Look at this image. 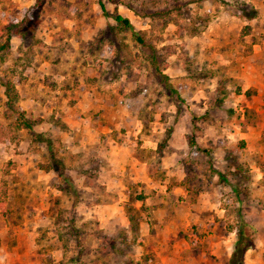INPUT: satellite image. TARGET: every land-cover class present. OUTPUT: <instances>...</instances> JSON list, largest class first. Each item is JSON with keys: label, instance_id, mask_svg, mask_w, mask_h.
<instances>
[{"label": "rangeland", "instance_id": "obj_1", "mask_svg": "<svg viewBox=\"0 0 264 264\" xmlns=\"http://www.w3.org/2000/svg\"><path fill=\"white\" fill-rule=\"evenodd\" d=\"M35 1L0 0V27L20 26ZM41 2L35 30L12 37L0 53V264H126L142 254L151 264L161 243L178 239L191 248L190 264H228L241 221L264 264V0L104 2L154 46L166 79L98 0ZM252 8L257 16L247 20ZM160 11L169 12L164 27L145 17ZM7 82L32 132L16 128ZM37 134L49 138L59 163ZM189 138L211 161L191 156ZM185 159L200 162L195 178L214 185L173 236L144 223L143 246L123 243L130 239L124 208L140 206L149 175L184 178ZM113 168L125 178L109 177ZM216 171L227 181L218 182ZM169 201L173 210L176 198ZM106 237L116 238L112 249ZM210 239L223 243L205 261L197 249Z\"/></svg>", "mask_w": 264, "mask_h": 264}, {"label": "trees", "instance_id": "obj_2", "mask_svg": "<svg viewBox=\"0 0 264 264\" xmlns=\"http://www.w3.org/2000/svg\"><path fill=\"white\" fill-rule=\"evenodd\" d=\"M37 5H35L34 7L29 8L28 11H26L25 16L23 17V19L19 22L20 26H16L15 24H6L4 26L0 27V53L7 48V46L9 45L10 39L12 37H20L21 39L25 37V33L27 31H34L37 24H38V14L36 13V9L38 7V5L40 6L41 0H36L35 1ZM104 2H109V3H115V0H98V5L100 10L102 11L103 15L105 17L111 18L115 24L117 25L116 27L119 29L121 28V30L123 31H127L131 34V38L132 40L135 42V44H138L139 46H141L142 48L148 49L150 51V63L151 65L155 68V71L159 74L162 75L161 77L166 79L165 76H163V74L158 70V67H156L155 63L157 60V57L155 55V50H154V46H152L148 41H146L145 37L143 36V34H141L140 32L136 31L134 29V27L132 26V24L130 23V21L127 18H123L120 14L118 13H109L105 7V3ZM245 5V4H243ZM34 13V16H33ZM257 10L255 8H252V11L247 15L244 16L247 20H252L254 18H256L257 16ZM144 15V14H143ZM157 15V16H156ZM145 17H149L151 20L154 21V19L159 18V20L161 21V25L162 27H164L165 25L168 24V20H170L169 17V12H153V13H149V14H145ZM154 23V22H153ZM205 23V22H203ZM204 25V24H203ZM249 26H245L242 28V35H247L249 33ZM192 32H197V28H193ZM5 97L7 98V101L5 103L7 110H9L11 113H14L16 119H15V126L17 129L19 130H26L27 132H32L33 131V123L30 122L29 120H27L24 117V112L23 110H21L20 108L16 107L15 105V100H16V92H15V88L14 86L10 83L7 82L5 85ZM174 93V91H173ZM220 95H221V100L223 98H225L227 96V88L222 87L220 90ZM37 139L39 141H43L45 143L48 144V149L50 152V160L53 161L54 163H59L58 160H56L54 154L52 153V150L50 148V140L49 138L46 139V137L43 134H37L36 135ZM187 145L188 148L190 150V154L191 156H196L200 153L204 154L207 157L208 161H211L212 156L205 148H202L200 145H198L195 140L193 138H189L187 139ZM158 148H160V146H158ZM157 148V151L160 153V150ZM234 153V152H233ZM235 160V158H234ZM236 161V160H235ZM231 162V164L229 163ZM227 163L228 168H229V172H232L231 168L233 166H236L233 160H228L227 159ZM200 165V162L195 161L194 163L191 162L189 159H185L182 161V166H183V170L185 173L184 178L181 181H174L171 182V186H181L183 187L187 193L188 196L190 197V200L192 203H195L197 201V197L199 195L200 192L202 191H208V189L210 188L211 185H214V183L212 182H205L204 179L199 180L196 177L195 171H196V166ZM231 167V168H230ZM53 171H56L55 168H50ZM235 170H237V168L235 167ZM58 171V170H57ZM217 177H218V182H226V178L224 176L223 173L216 171L214 172ZM234 173V172H232ZM61 177L60 173L59 176ZM206 185V186H205ZM170 188V185H169ZM235 190V189H234ZM236 191V190H235ZM137 200H143L144 197L140 196L139 198H136ZM130 204H128L126 206V214H127V218H128V233L130 235V239H128L127 237H125L123 240H121L123 243H127L128 245H139V246H143L144 244V239L140 236V231H139V215H140V211L138 209H136L133 206H129ZM242 227H248V224H246V222L241 221L240 227L237 230V234H236V242L234 243L233 246V251L232 254L228 260V264H242L243 263V257L245 252L252 246V240L249 239L250 242H245L247 237H245V234L242 230ZM252 229V228H251ZM108 242H109V246L112 249L115 246L116 243V238H109L106 237ZM148 256L146 254H142L140 256H136L130 260H128L126 262V264H147L148 262ZM152 261V260H150ZM98 262V260H97Z\"/></svg>", "mask_w": 264, "mask_h": 264}, {"label": "crops", "instance_id": "obj_3", "mask_svg": "<svg viewBox=\"0 0 264 264\" xmlns=\"http://www.w3.org/2000/svg\"><path fill=\"white\" fill-rule=\"evenodd\" d=\"M106 172V171H105ZM109 177L111 178H122L124 175L121 173V171L116 168H113L111 170L108 169ZM105 176V174H104ZM125 178V177H123ZM135 178V177H133ZM183 178H154L149 175V178L147 179V183L150 182L151 185H149V194L144 193L143 200H137L136 202L140 203V206H134L136 209L140 211L139 215V231L140 228L142 229L143 224L145 223L148 226L149 231H153L152 229H156L158 231H162L163 234H167V237H170L172 235V231L178 227V223L180 224L181 219H184V215L186 210L191 211V208H194L196 206L195 203H192L190 200V197L188 196L187 191L181 187V186H171V182L174 181H181ZM117 179H114L113 181H116ZM120 179L117 180L119 182ZM170 185V188H169ZM154 191V192H152ZM126 197H129L128 193L125 194ZM179 197L183 198V201L179 199ZM176 198L177 205L172 208L170 207V201ZM157 200V201H155ZM110 208H113L112 205L109 206ZM124 208V207H123ZM126 208V207H125ZM124 208V213H126V209ZM147 210L146 213L149 212V221H145L143 219L144 213L143 211ZM172 210V211H171ZM255 215L249 214V217H253ZM247 217V216H246ZM126 218V226H124L123 229L128 232V218L127 214H125ZM186 219V218H185ZM248 222V221H247ZM251 225H254V222L250 223ZM157 226V227H156ZM140 236L145 239V234H141ZM173 236V235H172ZM175 237H177L175 235ZM179 237V236H178ZM181 238V237H179ZM175 240V238H174ZM175 242V241H174ZM171 240L169 243L163 242L161 243L159 248V253H154L155 260L154 262L151 261V264H190L189 262L190 257H187L186 251L188 248L191 250V248L187 245L185 240L178 239L177 242L171 243ZM207 244L202 243L201 246L197 249V253L200 257H204V260H207V255L214 254L216 255L220 248L222 247L223 240H218L214 242L212 239L208 240L206 242ZM206 245V246H205ZM139 246V245H137ZM168 246L169 249H168ZM181 251H179V247L182 248ZM141 247V246H139ZM164 247V248H162ZM232 246L229 247L227 257L230 258L232 254ZM194 253L196 252V249H192ZM195 253V254H197ZM194 255V254H193ZM258 252L254 247L249 248L243 257V264H258L260 259L257 256ZM196 256V255H195ZM264 256V255H263ZM261 257V256H260Z\"/></svg>", "mask_w": 264, "mask_h": 264}]
</instances>
